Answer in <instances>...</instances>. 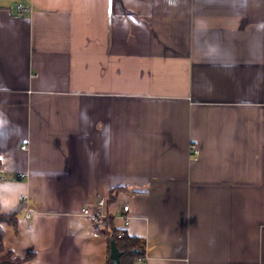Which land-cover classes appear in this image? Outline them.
I'll list each match as a JSON object with an SVG mask.
<instances>
[{
  "label": "crops",
  "instance_id": "0c3cea01",
  "mask_svg": "<svg viewBox=\"0 0 264 264\" xmlns=\"http://www.w3.org/2000/svg\"><path fill=\"white\" fill-rule=\"evenodd\" d=\"M18 206L22 264H107L108 218L144 241L135 264H264V0H0Z\"/></svg>",
  "mask_w": 264,
  "mask_h": 264
},
{
  "label": "trees",
  "instance_id": "16d2710c",
  "mask_svg": "<svg viewBox=\"0 0 264 264\" xmlns=\"http://www.w3.org/2000/svg\"><path fill=\"white\" fill-rule=\"evenodd\" d=\"M120 187H115L111 190L110 200H112L116 193L120 191ZM21 207L18 206L8 213L0 211V264H22L34 257L33 252H27L23 256H15L11 250L5 249L3 245V228L4 224H8L16 228L17 217L20 212ZM107 223L109 225L108 239L113 236L116 246L120 253V263L121 264H135L136 262L144 261L145 257V243L144 241L136 236H131L126 234L123 230L116 229L111 225L110 218H108ZM120 235V236H119ZM135 250V252H132ZM110 244L108 246L107 264H112L109 257Z\"/></svg>",
  "mask_w": 264,
  "mask_h": 264
},
{
  "label": "built area",
  "instance_id": "2783aa9c",
  "mask_svg": "<svg viewBox=\"0 0 264 264\" xmlns=\"http://www.w3.org/2000/svg\"><path fill=\"white\" fill-rule=\"evenodd\" d=\"M18 9H21V5L18 6ZM19 176L23 177L24 174H20ZM105 205H106V200L101 198V199L97 200L95 209H91V207L89 205L83 207L82 214L84 216H86L94 224L102 223V222L106 221V218H107V213L104 210ZM128 208H129L128 204L123 205L124 212H127ZM124 219L126 222V220H127L126 215H125ZM144 260H145V257H144Z\"/></svg>",
  "mask_w": 264,
  "mask_h": 264
},
{
  "label": "water",
  "instance_id": "95a60500",
  "mask_svg": "<svg viewBox=\"0 0 264 264\" xmlns=\"http://www.w3.org/2000/svg\"><path fill=\"white\" fill-rule=\"evenodd\" d=\"M109 244H110L109 257L112 261V264H121L119 258L121 252L118 250L113 236H110ZM132 252H135V250H133Z\"/></svg>",
  "mask_w": 264,
  "mask_h": 264
},
{
  "label": "rangeland",
  "instance_id": "374dc122",
  "mask_svg": "<svg viewBox=\"0 0 264 264\" xmlns=\"http://www.w3.org/2000/svg\"><path fill=\"white\" fill-rule=\"evenodd\" d=\"M9 1H12V3H13L14 0H9Z\"/></svg>",
  "mask_w": 264,
  "mask_h": 264
}]
</instances>
